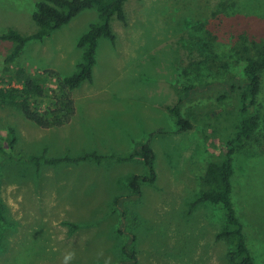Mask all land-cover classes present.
Masks as SVG:
<instances>
[{"label":"rangeland","instance_id":"374dc122","mask_svg":"<svg viewBox=\"0 0 264 264\" xmlns=\"http://www.w3.org/2000/svg\"><path fill=\"white\" fill-rule=\"evenodd\" d=\"M36 3L0 0V35L9 29L33 33ZM124 11L127 26L111 23L115 44L98 43L92 81L72 92L76 113L69 124L45 130L17 109L0 107V144L9 152L8 129L17 139L11 160L0 153V264H126L125 246L135 252L136 264H230V245L219 238L223 209L193 204L205 167L220 160L233 134L236 99L217 103L207 90L203 97L196 92L183 109L193 126L184 133L166 108L195 80L200 87L243 77L242 49L256 57L264 48V0H128ZM97 21L95 10L84 11L49 37L28 42L10 65L4 59L13 44L0 42V87L18 69L52 70L61 79L72 75L82 61L78 40ZM199 25L215 37L210 50L199 42L202 32L193 30ZM192 63L204 71L186 82L178 67ZM260 77L254 114L263 128L264 71ZM47 86L55 89L53 81ZM158 130L163 134L150 140L156 180L141 185L140 199L121 203L125 219L114 200L129 195L130 178L145 174L141 160L39 167L28 162L44 151L47 159L121 154ZM233 166L236 215L261 250L257 264H264V140L263 146L237 150Z\"/></svg>","mask_w":264,"mask_h":264},{"label":"trees","instance_id":"16d2710c","mask_svg":"<svg viewBox=\"0 0 264 264\" xmlns=\"http://www.w3.org/2000/svg\"><path fill=\"white\" fill-rule=\"evenodd\" d=\"M128 0H37L36 11L31 19L36 26L33 33L23 35L16 30L9 29L0 35V42L13 44L11 51L4 59L5 65L12 64L21 54L25 45L30 41H41L49 37L52 32L67 25L73 18L87 10H95L98 21L90 25L88 31L78 40L77 47L82 49V61L77 65L75 72L61 79L57 72L52 70L37 71L33 74L26 73L22 69L15 70L9 75L7 85L0 87V107L15 108L23 117L41 129L60 128L69 124L75 115V104L72 92L78 89L82 83L92 81V69L96 62V50L101 39H107L115 44L116 35L112 30L113 20L123 26H127L124 5ZM139 1V0H131ZM193 30L202 32L199 42L202 48L210 50L215 37L204 30L203 25ZM238 55L237 49H233ZM256 57L248 54V48L241 51L243 59V77H231L226 80H217L204 83L198 87L200 77L204 71L203 65L192 63L190 66L178 67L179 76L186 78V82L195 80L194 85L183 86L179 89L177 103L173 107L166 108L173 118L179 133L192 130V124L184 118L183 109L195 96L206 91V97L214 99L217 103L236 99L237 113L233 124V134L226 141V151L217 162H210L205 167L200 179V190L196 202L193 204H210L220 206L224 211V222L219 238H223L230 245L228 260L230 264H257L260 257V248L252 246L251 240L245 231L242 221L236 215L231 195V178L234 173V156L237 150H241L247 144L263 146L264 134L261 133V120L254 114L260 94L261 73L264 71V48ZM232 52V50H231ZM227 59L228 52H224ZM231 56V55H230ZM226 63V62H225ZM228 64V63H226ZM207 75L205 74V77ZM53 81L55 89L47 84ZM198 93L195 95V93ZM211 93V94H210ZM205 96V95H204ZM262 128V129H261ZM163 134L158 130L149 135V139L137 141L130 151L121 154L98 155L86 153L71 159L69 157L47 159L45 151L41 156H29L28 162L35 167L44 165H56L61 163L77 164L91 161L95 164L102 163H127L141 160L145 174L133 176L128 181L129 195L118 197L114 200L115 210L119 209L120 217L125 219L126 213L121 209V203L127 200H138L141 197V185L153 184L156 180L155 154L150 147V140L155 135ZM262 135V136H261ZM14 129H8L6 144L9 152H6L0 144V153L6 157L16 145ZM3 210L0 202V224L3 222ZM121 254L126 258V264H136L135 252L129 247H123ZM124 261L119 262L122 264Z\"/></svg>","mask_w":264,"mask_h":264},{"label":"crops","instance_id":"0c3cea01","mask_svg":"<svg viewBox=\"0 0 264 264\" xmlns=\"http://www.w3.org/2000/svg\"><path fill=\"white\" fill-rule=\"evenodd\" d=\"M75 104V103H74ZM75 113H76V110H75Z\"/></svg>","mask_w":264,"mask_h":264}]
</instances>
